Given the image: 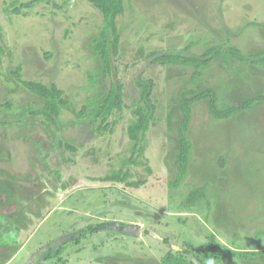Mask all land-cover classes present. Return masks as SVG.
<instances>
[{"label": "rangeland", "instance_id": "374dc122", "mask_svg": "<svg viewBox=\"0 0 264 264\" xmlns=\"http://www.w3.org/2000/svg\"><path fill=\"white\" fill-rule=\"evenodd\" d=\"M103 27L87 0H0V264H163L184 250L195 264H264V100L220 120L195 103L181 178L176 162L186 92L212 89L221 110L264 97V0H124L108 72L93 51ZM171 54L208 62L197 74L156 61ZM15 73L63 92L56 127ZM147 81L136 156L130 109L102 132L97 107L111 87L131 106Z\"/></svg>", "mask_w": 264, "mask_h": 264}, {"label": "trees", "instance_id": "16d2710c", "mask_svg": "<svg viewBox=\"0 0 264 264\" xmlns=\"http://www.w3.org/2000/svg\"><path fill=\"white\" fill-rule=\"evenodd\" d=\"M89 1L102 15L104 27L99 37L95 39L93 45V51L97 55L103 65L104 70L108 72L110 67V59L112 56L117 54V27L116 19L123 13L124 0H87ZM33 3V2H31ZM31 3L23 4L24 8H29ZM18 10H14V13ZM1 32V30H0ZM156 61L161 64L168 65H181L194 67L197 74L199 69H203L207 64L208 60H204L192 56H184L182 54H171L165 55L158 58ZM16 80L20 85L28 92L41 98L46 102L45 106L33 113L35 116H42L46 125H57V120L61 113V108L66 105V101L63 99V92L55 86H45L35 81H25L20 78L18 74H14ZM140 87L139 99L136 100L131 106L125 104L123 95L115 90L113 87L110 88L107 95L98 105V113L96 119L99 121L98 129L102 132H111L112 127L116 124L115 120L110 121L113 116L121 117L124 107L130 109V112L134 115V119L130 120L126 128V133L129 141L132 144L133 154L140 156L142 154L141 140L143 134L147 131L150 122L153 118L154 107L151 103V93L153 88L152 81L138 82ZM189 96V98H188ZM218 97L216 93L207 88L203 91L197 92L194 90L186 92L180 100V110L182 113V119L178 127V140L180 143V151L177 155L176 162L179 164V177L181 178L186 169V163L188 155L190 153V145L186 136L188 126L191 121L192 106L195 103L205 101L208 103L209 112L215 119H228L235 115L239 111H245L252 108L257 103L264 100V97L248 98L240 106H230L224 109L218 108ZM84 110L82 111V113ZM130 176L128 172H118L108 177L109 181H126L127 177ZM179 178V179H180ZM128 187L134 186L135 184L126 183ZM205 198V192L201 189H194L188 195V204H194ZM104 229L105 224L99 225ZM163 264H195L190 258V251L184 250L181 253L168 252L163 259ZM198 264H205L198 262Z\"/></svg>", "mask_w": 264, "mask_h": 264}, {"label": "water", "instance_id": "95a60500", "mask_svg": "<svg viewBox=\"0 0 264 264\" xmlns=\"http://www.w3.org/2000/svg\"><path fill=\"white\" fill-rule=\"evenodd\" d=\"M61 243V242H60Z\"/></svg>", "mask_w": 264, "mask_h": 264}]
</instances>
